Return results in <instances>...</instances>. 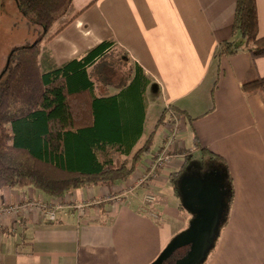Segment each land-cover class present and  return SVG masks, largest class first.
Listing matches in <instances>:
<instances>
[{
  "label": "crops",
  "instance_id": "0c3cea01",
  "mask_svg": "<svg viewBox=\"0 0 264 264\" xmlns=\"http://www.w3.org/2000/svg\"><path fill=\"white\" fill-rule=\"evenodd\" d=\"M235 2L72 0L41 42L42 71L113 41L148 82L134 149L155 128L146 135L149 114L157 124L175 110L181 122L176 157L136 185L163 144L169 119L161 124L156 147L124 183L84 186L62 198L31 185L1 188L0 264H152L183 238L168 264L196 243L200 250L186 264H264V92L246 94L240 86L264 76V56L252 58L232 33ZM256 6L263 36L264 0ZM230 39L240 50L217 55ZM105 88L102 96L118 92ZM128 140L95 137L91 152L98 161L114 159ZM132 184L133 193L122 195ZM144 192L156 200L143 205ZM32 202L62 208L49 220L38 206H25ZM75 203L85 206L73 208Z\"/></svg>",
  "mask_w": 264,
  "mask_h": 264
},
{
  "label": "trees",
  "instance_id": "16d2710c",
  "mask_svg": "<svg viewBox=\"0 0 264 264\" xmlns=\"http://www.w3.org/2000/svg\"><path fill=\"white\" fill-rule=\"evenodd\" d=\"M15 2L32 25L41 27V34L9 52L0 76V189L31 185L62 198L84 186L124 183L150 151L155 132L134 149L144 120L148 83L142 69L120 46V54L115 55L113 41L104 40L80 57L42 71L41 42L72 0ZM232 33L240 37L243 50L252 58L264 56L256 0H236ZM239 50L230 39L220 44L216 54ZM123 57L135 65L134 71L121 69ZM240 86L246 94L264 92V76L244 80ZM103 87H115L118 92L102 96L97 90ZM121 136L132 140L114 159L98 161L91 152L95 137L108 141Z\"/></svg>",
  "mask_w": 264,
  "mask_h": 264
},
{
  "label": "rangeland",
  "instance_id": "374dc122",
  "mask_svg": "<svg viewBox=\"0 0 264 264\" xmlns=\"http://www.w3.org/2000/svg\"><path fill=\"white\" fill-rule=\"evenodd\" d=\"M53 28H51L44 38H46L49 34H51ZM41 34V27L38 25H32L25 16L22 15L20 9L18 8L15 0H0V71L1 68L7 61V57L9 52L22 45H27L32 43L39 37ZM43 38V40H44ZM48 39V38H47ZM117 45H113L115 50V55L120 54L117 48ZM117 57V56H116ZM135 65L126 57L121 59V69L122 70H135ZM111 88V87H110ZM106 90L105 87L98 89L97 91L101 94ZM117 92V90L115 89ZM107 93V92H105ZM177 112V111H176ZM178 113V112H177ZM179 114V113H178ZM148 116V119L145 122V132L146 135L154 128L153 142L151 144L150 150H153L156 147V142L158 141V137L162 131L161 124L163 126V122H167L170 119V115L166 112L162 120L160 119L157 122L155 115ZM156 124V126H155ZM180 249V248H178Z\"/></svg>",
  "mask_w": 264,
  "mask_h": 264
},
{
  "label": "built area",
  "instance_id": "2783aa9c",
  "mask_svg": "<svg viewBox=\"0 0 264 264\" xmlns=\"http://www.w3.org/2000/svg\"><path fill=\"white\" fill-rule=\"evenodd\" d=\"M170 115V123L171 126L168 129V132L166 134L165 140L159 150L154 154V156L151 158L150 162L145 166V169L140 172L137 177L135 178L136 185H144L146 182L149 181L150 178H152L153 175L156 174V171L159 167L167 164L168 162L172 161L176 157L175 153V138L176 134L181 127L180 122V115L175 110H169ZM135 186L132 184L128 188H125L122 192V195H129L133 193ZM118 197V196H116ZM156 200L155 194L151 192H144L141 196V201L143 205L151 204ZM25 206H38L40 210L42 211V214L45 218L49 220H55L57 216V212L59 209L62 208V205L56 204V205H48L45 203L37 202L35 203H29ZM73 208L77 209H83L85 204L82 203H75L74 205H71ZM15 209L24 208V206L21 205H15L13 206ZM12 208V209H14ZM3 212V210L0 209V214Z\"/></svg>",
  "mask_w": 264,
  "mask_h": 264
},
{
  "label": "water",
  "instance_id": "95a60500",
  "mask_svg": "<svg viewBox=\"0 0 264 264\" xmlns=\"http://www.w3.org/2000/svg\"><path fill=\"white\" fill-rule=\"evenodd\" d=\"M8 61H9V57H7V61L5 63V66L4 68L2 69V71L0 72V76L1 74L3 73V71L6 69L7 65H8ZM187 238H183L179 241H177L176 243L172 244L168 250H166V252H164L162 254V256H160L158 258V260H156V262L152 263V264H163L164 261L168 258H170L172 256V253L175 251V249H177L178 247H180L182 245V243H184L183 241L186 240ZM198 244V245H197ZM200 247L199 243H196L195 246L192 247V251L191 252H188L186 253L185 255L179 257L178 259L175 260V264H186L188 263V261L190 260V258L193 256V255H197V252L198 249ZM198 249V250H196ZM196 250V252H195Z\"/></svg>",
  "mask_w": 264,
  "mask_h": 264
}]
</instances>
